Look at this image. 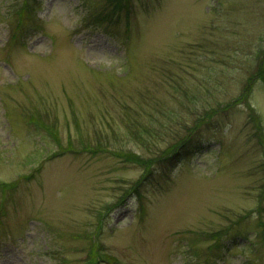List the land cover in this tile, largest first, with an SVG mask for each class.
<instances>
[{"label":"rangeland","instance_id":"1","mask_svg":"<svg viewBox=\"0 0 264 264\" xmlns=\"http://www.w3.org/2000/svg\"><path fill=\"white\" fill-rule=\"evenodd\" d=\"M123 1L0 0V264H264V0Z\"/></svg>","mask_w":264,"mask_h":264},{"label":"trees","instance_id":"2","mask_svg":"<svg viewBox=\"0 0 264 264\" xmlns=\"http://www.w3.org/2000/svg\"><path fill=\"white\" fill-rule=\"evenodd\" d=\"M23 1L26 2L27 0H23ZM124 1L126 2V0H124ZM124 1L119 2V3L114 2V6L117 9H114L113 12H116L117 10H122V8L126 6ZM101 20H105V18L103 17V19H95L93 22L101 21ZM257 78H260L264 81V51H263V54L261 56V59L259 60L258 65H257V69L255 70V72H253L248 77L241 94L238 97H236L235 99H233L231 102L223 104L221 107H214L212 110L207 111V114L208 115L209 114H215V113H218L220 110H227L230 107H232L233 105L240 104L244 101H247L250 98L253 82ZM249 106H250V104H249ZM250 109H251L250 111H251L252 117H253L256 125H258V127L261 128V123H260L261 118H260L259 114L255 111V107L250 106ZM32 116H34V115H32ZM31 119L32 120H38L39 123L42 124L43 126L49 127V125L44 124V121L40 117L39 118L38 117H32ZM203 120H205L204 117H199L192 126L188 127V130L191 133L187 134L184 138H180L176 143L171 144L170 147L165 152H163L162 155H160L161 156L160 160L163 159L162 157H166V160L174 161L180 154H182V152L185 148L191 146V143H192V141L194 139V135H195V134H192V132L195 129H197V127L199 126V124ZM129 131L131 132L130 135H132L133 137L141 139L143 142H147V141L143 140L144 137L142 136V133L140 132L139 128L129 127ZM53 135L58 140V136H57L56 132ZM263 140L264 139L262 138V140H261L262 144H264ZM67 148H70V147H67ZM88 148H89L88 146L85 147V149H88ZM61 149L65 150V148H61ZM89 149H94V148H89ZM119 153L122 154L123 156H125V158H127V159H131L133 161L140 163L145 169L144 172L142 173V175L136 180L134 185L126 189V193H124V195L121 196V198L119 200L121 202L122 199L125 198L126 194H128V195L131 194L134 189L138 192H141L140 191L141 188L149 180L150 175L152 174L151 173V166L154 163V161L156 160V156H154L153 158L152 157L146 158L144 156L138 155L136 153L135 154L130 153L128 151H126L125 153L120 151ZM263 165H264V162H263ZM12 183H15V182H12ZM261 188H262V191L260 193L259 205L257 207L259 216L261 215V212L264 210V208H263L264 183L261 185ZM99 222H100V224L102 223V218L100 219ZM258 223H259V226L261 227V237L264 240V219L259 218ZM226 230H228V228H223V229H220L218 231L216 230L210 234V238L214 237L215 241H214V243L209 244V246H208L209 250L213 249L215 247H219V245L222 243V240L225 238V237L223 238L222 234H224V232ZM225 236H227V235H225ZM101 245L102 244H100L99 242H96V243L93 242L92 243V245L90 246V249L88 251V254H87L88 257H87L86 263L87 264H97L101 258H104V259H108L112 264H117L118 259L114 255H111L108 252L106 253V252L102 251Z\"/></svg>","mask_w":264,"mask_h":264}]
</instances>
